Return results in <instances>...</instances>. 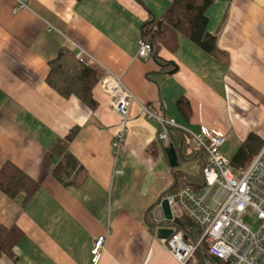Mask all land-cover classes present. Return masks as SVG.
I'll return each instance as SVG.
<instances>
[{"label":"crops","instance_id":"0c3cea01","mask_svg":"<svg viewBox=\"0 0 264 264\" xmlns=\"http://www.w3.org/2000/svg\"><path fill=\"white\" fill-rule=\"evenodd\" d=\"M172 1L28 0L16 12V0H0V169L10 161L40 184L27 204L24 193L12 198L0 189V222L24 232L16 258L3 255L0 264H92L100 235L106 245L99 264H179L146 221L173 186L175 171L159 123L141 104L184 130L200 132L205 125L224 133L226 143L230 135L239 145L251 131L264 138V0L210 6L207 26L228 52V66L181 35L176 52L160 51L178 65L167 72L153 56H139L138 41L150 15L163 16ZM63 46L121 77L134 94L125 151L114 150L121 117L100 84L95 108L48 84L49 63ZM181 96L191 103L188 119L177 106ZM74 127L69 147L86 169L79 187L64 186L44 162ZM182 214L177 207L174 217Z\"/></svg>","mask_w":264,"mask_h":264},{"label":"trees","instance_id":"16d2710c","mask_svg":"<svg viewBox=\"0 0 264 264\" xmlns=\"http://www.w3.org/2000/svg\"><path fill=\"white\" fill-rule=\"evenodd\" d=\"M215 1L173 0L163 16L150 15L145 21L141 37L152 43L150 55L160 64L161 70L173 72L177 69V63L164 60L160 56V51L166 47L171 52H176L180 46L179 37L181 35L223 65L228 66L230 63L228 52L219 47L217 33L210 32L207 26L209 25L208 10ZM77 54V49L63 46L49 63L50 71L47 82L62 96H76L89 107L95 108L97 100L94 97V89L100 84L105 71L89 57L83 54L78 57ZM177 106L184 117L190 118L192 107L187 96H181L177 100ZM78 129L74 127L64 138L56 140L44 158L45 164L52 170V175L64 186H82L86 177L85 167L69 147ZM168 130L169 145L176 148L180 164L183 160L191 161L199 158L203 166L206 155L196 146L191 152L188 151L191 143H188L187 137L191 136L190 133L175 126H169ZM239 145L231 157V165L234 171L240 173L245 171L258 155L264 146V138L259 133L251 131ZM173 170L175 171V182L162 198L179 193L187 187L198 191L205 186L201 172L190 175L179 168H173ZM39 187L40 184L36 180L10 161H7L0 169V189L12 198L24 193L23 204H27L33 198ZM159 203L160 201L147 211L146 221L152 231L157 232L160 225H167L176 231H181L185 241L189 245L196 246L194 251L196 264H227L223 259L210 253L207 238H202L204 229L187 214L176 216L173 220L157 221L153 209ZM23 235L24 232L19 226L8 227L0 222V258L7 255L15 259V247ZM191 262L190 259L188 264Z\"/></svg>","mask_w":264,"mask_h":264},{"label":"built area","instance_id":"2783aa9c","mask_svg":"<svg viewBox=\"0 0 264 264\" xmlns=\"http://www.w3.org/2000/svg\"><path fill=\"white\" fill-rule=\"evenodd\" d=\"M28 7V0H16L15 11ZM139 56L148 57L152 43L143 37L139 41ZM83 53L79 52L80 57ZM101 88L111 96V103L121 117L122 128L116 134L113 147L116 152L126 150L130 106L134 94L121 77L111 71L103 76ZM142 113L159 123V137L169 145V126L182 128L174 119L159 113L153 105L141 104ZM196 146L206 155L201 169L204 187H187L165 198L173 213L180 208L203 229L210 253L227 264H264V146L245 171L236 172L231 159L222 153L227 137L205 125L200 132L186 129ZM246 215H256L257 228L246 222ZM171 254L179 264H188L196 246L189 245L181 231L165 239ZM106 235L98 236L91 249L92 264H99L105 250Z\"/></svg>","mask_w":264,"mask_h":264},{"label":"rangeland","instance_id":"374dc122","mask_svg":"<svg viewBox=\"0 0 264 264\" xmlns=\"http://www.w3.org/2000/svg\"><path fill=\"white\" fill-rule=\"evenodd\" d=\"M188 143H191L189 144V147L190 149H194L196 144L194 143L193 139L191 136H188ZM236 137H232V136H228V141L227 143L225 144L223 150H222V153L226 156V158L228 159H231V157L234 155V153L236 152V150L238 149V147L240 145H238V142H235V139ZM197 147V146H196ZM198 148V147H197ZM199 149V148H198ZM200 150V149H199ZM181 170L183 171H187V172H190V173H193V174H197L198 172H200V165H199V162L197 161H181V166H180ZM246 219V222L248 224H250L254 229L257 228V224L258 223V219H257V216L256 215H246L245 217ZM169 231L170 234H172V229L171 228H168L166 227ZM168 239V238H167ZM192 262L190 264H196V258L195 256H193L191 258Z\"/></svg>","mask_w":264,"mask_h":264},{"label":"water","instance_id":"95a60500","mask_svg":"<svg viewBox=\"0 0 264 264\" xmlns=\"http://www.w3.org/2000/svg\"><path fill=\"white\" fill-rule=\"evenodd\" d=\"M165 151L168 156V160L170 162V165L172 168H178L180 165L179 159H178V154L176 151V148L173 145H168L165 148ZM162 213V215H159L158 213ZM155 219L157 221H168V220H173L174 219V213L172 210V207L169 203V201L164 197L160 200V203L157 207V209L154 211ZM171 228V227H168ZM172 229V233L174 232V229ZM157 235L159 238L162 239H167L169 238L172 234L169 233L168 229L166 227L160 226L157 229Z\"/></svg>","mask_w":264,"mask_h":264}]
</instances>
